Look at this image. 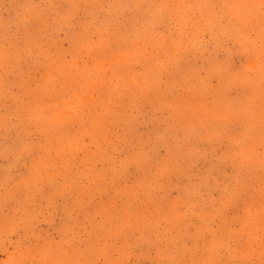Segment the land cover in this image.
<instances>
[{
  "label": "rangeland",
  "instance_id": "rangeland-1",
  "mask_svg": "<svg viewBox=\"0 0 264 264\" xmlns=\"http://www.w3.org/2000/svg\"><path fill=\"white\" fill-rule=\"evenodd\" d=\"M0 264H264V0H0Z\"/></svg>",
  "mask_w": 264,
  "mask_h": 264
}]
</instances>
